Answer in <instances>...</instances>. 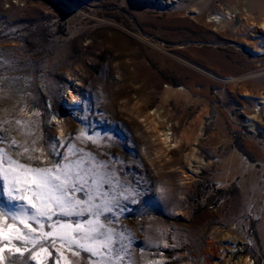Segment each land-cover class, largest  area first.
Instances as JSON below:
<instances>
[{"label": "rangeland", "instance_id": "1", "mask_svg": "<svg viewBox=\"0 0 264 264\" xmlns=\"http://www.w3.org/2000/svg\"><path fill=\"white\" fill-rule=\"evenodd\" d=\"M258 2L264 6V0ZM159 3L0 0L4 61L0 71L5 77L0 119L29 121L28 126L43 137L42 144L50 136L64 139L58 137L60 126L74 137L83 113L63 101L80 82L82 94L93 105L89 118L99 122L102 113L104 127L120 131L118 139L105 140L101 148L75 143L98 159L122 161L114 167L128 173L127 182L139 180L143 188L151 189L142 198L154 201L140 209L146 214L126 213L117 224L118 230L126 229L134 237L126 260L264 264V185L260 181L254 192L244 190L240 176L227 180L222 167L236 153L264 180V130L253 133L244 124L255 97L264 96V52H253L251 44L257 42L264 50V36L254 40L251 28L236 36L228 27L208 24L206 14H178L170 5L160 9ZM207 4L212 12L230 10L242 29L240 15L227 0ZM254 17L258 24V15ZM250 72H257L254 79L225 82L227 77L238 79ZM166 84L184 86L191 92L189 101L162 105ZM157 108L176 135L189 126L193 139L201 133L198 139L160 150L154 131L142 120ZM240 109L249 113L241 114ZM33 111L40 115H30ZM261 119L264 123V116ZM5 127L23 141L16 131L19 125ZM191 153L197 158L189 163Z\"/></svg>", "mask_w": 264, "mask_h": 264}, {"label": "snow or ice", "instance_id": "2", "mask_svg": "<svg viewBox=\"0 0 264 264\" xmlns=\"http://www.w3.org/2000/svg\"><path fill=\"white\" fill-rule=\"evenodd\" d=\"M4 80L0 71V90ZM63 104L83 113L81 127L74 137L61 131L64 139L50 136L46 144L29 121L0 119V264H134L126 260L134 237L117 224L126 213L146 214L140 209L154 201L142 198L151 189L127 182L128 173L114 167L122 161L98 159L77 146L75 141L101 148L119 138V128L104 127L102 113L99 122L89 118V97L77 92ZM13 123L22 142L5 127Z\"/></svg>", "mask_w": 264, "mask_h": 264}, {"label": "bare ground", "instance_id": "3", "mask_svg": "<svg viewBox=\"0 0 264 264\" xmlns=\"http://www.w3.org/2000/svg\"><path fill=\"white\" fill-rule=\"evenodd\" d=\"M159 8L166 9L165 6H173L175 8V12L180 14L188 13L189 15H197L202 16L204 14L209 18L208 24L215 26L216 28H230V31L234 35L244 36L248 33V29L251 28L253 34L250 37H253L254 40H260L264 36V6L259 3L258 0H227L229 3L230 9L234 13H238L242 22V29L235 25L234 17L230 10H217L216 12L210 11L208 6V0H189L188 4H184L181 0H158ZM158 8V7H157ZM258 15V24H255L254 15ZM174 15V14H173ZM200 18V17H199ZM255 24V27H254ZM206 25V24H205ZM258 26V28H257ZM210 27V26H209ZM263 29V31H261ZM255 37H257L255 39ZM244 39V38H242ZM247 41V40H245ZM262 42V41H261ZM253 48L252 51L257 54H263V49H258L257 42L251 43ZM156 46V45H155ZM155 48V47H154ZM182 49V48H179ZM161 51V50H160ZM220 63V62H219ZM233 68V67H232ZM237 68V67H235ZM234 70V69H233ZM239 70V68H237ZM257 72L245 73L241 78L238 79L234 77H227L225 82L235 83L238 80H251L255 78V74ZM262 73V71H261ZM259 74V73H258ZM75 91L70 93L67 96L68 102L71 103L73 97L77 92L82 93V87L80 82L74 83ZM191 92L186 88L181 87H172L168 84L165 85L164 90L160 96V102L162 105H167L170 101L176 103L180 99L184 101H189ZM255 103L252 107L251 114L244 112L240 109L241 114H248L245 117L244 124L250 128L251 132H255V130H264V123L261 121L264 116V96L257 95L255 97ZM134 109V108H133ZM139 112V110H138ZM133 114V113H132ZM135 114V113H134ZM143 114V113H142ZM145 114V113H144ZM137 117H141L139 113ZM143 122L146 123V126L154 131V136L156 137V141L158 142V146L160 150L164 149H174L179 147L182 143L187 144L190 140H197L201 133H198L196 137L193 139V133L189 126L184 127L179 135H176L171 130V124L168 123L167 120L160 117L159 108L155 109L153 112H148L142 117ZM57 126V125H56ZM58 127V126H57ZM161 127V130H160ZM58 129V128H57ZM58 137H60L61 131H63L62 126L58 129ZM158 149V147H157ZM197 158L193 153L188 156V162L190 163L191 158ZM223 174H225V178L227 180L233 179L234 176H240V184L245 188L244 190L253 189L255 191V186H258V183L262 181V185H264V180L262 175L257 174L251 165L244 161L241 157H239L236 153H232L229 158L222 162ZM198 169H193L196 172ZM226 180V182H228ZM234 264H254L251 263L250 260H241L237 261Z\"/></svg>", "mask_w": 264, "mask_h": 264}]
</instances>
